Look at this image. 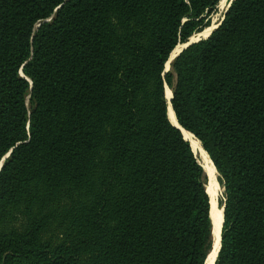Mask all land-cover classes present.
Here are the masks:
<instances>
[{"label":"trees","instance_id":"trees-1","mask_svg":"<svg viewBox=\"0 0 264 264\" xmlns=\"http://www.w3.org/2000/svg\"><path fill=\"white\" fill-rule=\"evenodd\" d=\"M0 0V264H264V0ZM209 34V33H208ZM207 34V35H208Z\"/></svg>","mask_w":264,"mask_h":264},{"label":"bare ground","instance_id":"bare-ground-1","mask_svg":"<svg viewBox=\"0 0 264 264\" xmlns=\"http://www.w3.org/2000/svg\"><path fill=\"white\" fill-rule=\"evenodd\" d=\"M211 31V30H210ZM209 31V32H210ZM206 33V32H205ZM205 38V37H204ZM181 47L177 46L175 50L172 53V56L177 54L180 51ZM165 95L167 99L171 95V90H166ZM168 118L171 123L177 126V121L175 120V116L171 110V107L168 108ZM182 134L183 138H185L188 143L190 144V147L193 151V154L196 156L198 163L201 165L203 172L205 175H209L210 179V186L205 187L206 188V193L209 196V201H210V217L212 221V227H213V242H214V247L210 255L208 256L206 264H213V260L216 255V250L218 248V241H219V235H220V229H221V223H222V211L218 207V189H216V183L214 182L213 174L214 170L211 165V163L208 161V159L205 156V153L203 149L201 148L199 142L193 135L188 133L187 131L182 129ZM211 171V173H210ZM212 174V175H211Z\"/></svg>","mask_w":264,"mask_h":264},{"label":"rangeland","instance_id":"rangeland-1","mask_svg":"<svg viewBox=\"0 0 264 264\" xmlns=\"http://www.w3.org/2000/svg\"><path fill=\"white\" fill-rule=\"evenodd\" d=\"M229 2H230V0H221L220 3L218 4L217 8H216V12L211 16V19H210V27L204 29L200 33H197V34L193 35L190 38V40L191 41H197L198 39H203L204 37H207V34L210 33L209 31L212 30L215 26H217L219 24V22L221 21L222 16L224 14V11L226 10ZM178 46H180L182 48L183 47V44H180ZM167 68H168V70L170 69L169 65H167ZM166 90L169 91L171 89L168 88V87H166ZM166 90H165V92H166ZM213 170H214V168H213ZM210 173H211V171H210ZM205 176L207 177V180H208V182L206 184V187H209L210 186L209 185L210 184V179H209L210 177H209V175H205ZM212 176L214 178V182L216 183L215 184L216 185V189H218V198H217V201H218V207H219V203H220V201H221V199H222L223 196H222V190H221V188H220V186H219V184L217 182V175L215 173V170H214V174ZM219 209H221V208L219 207Z\"/></svg>","mask_w":264,"mask_h":264},{"label":"water","instance_id":"water-1","mask_svg":"<svg viewBox=\"0 0 264 264\" xmlns=\"http://www.w3.org/2000/svg\"><path fill=\"white\" fill-rule=\"evenodd\" d=\"M231 1L232 0H230V2H229V4H228V6H227V8H226V10L224 11V13L227 11V9L229 8V6H230V3H231ZM223 20V18L221 19V21ZM221 21L219 22V24L217 25V26H215L211 31H210V33L207 35V37H205V38H203V39H206V38H208L209 37V35L212 33V31L213 30H215L216 28H218V26L220 25V23H221ZM200 40H202V39H198L197 41H191L190 39H189V41L187 42V43H185V44H183V47L181 48V50L177 53V54H175V55H173L172 56V53H173V51H172V53L170 54V56H169V59H168V61H167V63H166V65H165V72L166 71H168V68H167V65H169V67H170V64H171V62L173 61V59L175 58V57H177L184 49H186L187 47H189L191 44H193V43H196V42H198V41H200ZM165 99H166V102H167V117H168V108L169 107H171V110H172V106H171V99H172V92H171V95H170V97L167 99V97H166V95H165ZM172 112H173V110H172ZM173 114H174V112H173ZM174 116H175V114H174ZM168 120H169V118H168ZM175 120H176V117H175ZM177 121V120H176ZM170 123H171V121H169ZM175 128H177L180 132H181V134H182V127L178 124V122H177V126L176 125H174L173 123H171ZM182 136H183V134H182ZM200 165V164H199ZM1 166H2V161L0 162V168H1ZM201 166V165H200ZM218 182V181H217ZM221 210H222V216H223V207L221 208ZM222 220H223V217H222ZM221 226H222V223H221ZM221 232V231H220ZM212 234H213V230H212ZM213 240H214V238H213ZM213 247H214V242H213V246H212V250H213ZM220 249V235H219V241H218V248H217V250H216V255H215V258H214V260H213V264L215 263V260H216V257H217V253H218V250ZM212 250H211V252H212ZM210 252V253H211ZM210 255V254H209ZM208 259V258H207Z\"/></svg>","mask_w":264,"mask_h":264}]
</instances>
